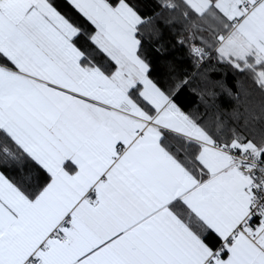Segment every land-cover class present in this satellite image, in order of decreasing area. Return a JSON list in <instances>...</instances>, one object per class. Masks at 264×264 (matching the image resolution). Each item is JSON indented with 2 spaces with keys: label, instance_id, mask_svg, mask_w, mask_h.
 <instances>
[{
  "label": "snow or ice",
  "instance_id": "obj_1",
  "mask_svg": "<svg viewBox=\"0 0 264 264\" xmlns=\"http://www.w3.org/2000/svg\"><path fill=\"white\" fill-rule=\"evenodd\" d=\"M0 264H264V0H0Z\"/></svg>",
  "mask_w": 264,
  "mask_h": 264
},
{
  "label": "trees",
  "instance_id": "obj_2",
  "mask_svg": "<svg viewBox=\"0 0 264 264\" xmlns=\"http://www.w3.org/2000/svg\"><path fill=\"white\" fill-rule=\"evenodd\" d=\"M144 2L150 4L151 0H144ZM145 10H147V9H145ZM164 39H165V41H167V40L170 39V37L168 36L167 32L165 33V37H164ZM154 55H155V54H154ZM175 55H176V53H174V52H172V51L170 50V51H169L166 55H164V56H155V59H156L158 65H160L161 62H163V61L173 59ZM228 83H229V85H231V83H232V78H231V76L228 77ZM221 99H222V101H223L225 104L227 103V100H226L225 97H221Z\"/></svg>",
  "mask_w": 264,
  "mask_h": 264
}]
</instances>
